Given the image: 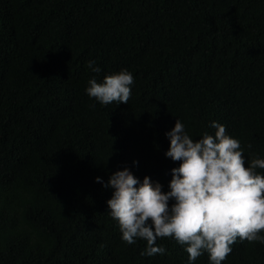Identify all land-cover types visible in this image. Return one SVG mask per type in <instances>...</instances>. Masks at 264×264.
I'll use <instances>...</instances> for the list:
<instances>
[{
  "label": "trees",
  "instance_id": "16d2710c",
  "mask_svg": "<svg viewBox=\"0 0 264 264\" xmlns=\"http://www.w3.org/2000/svg\"><path fill=\"white\" fill-rule=\"evenodd\" d=\"M122 70L128 104L87 94ZM177 119L264 159V0H0V264H189L174 238L123 241L104 187L128 168L169 191ZM222 264H264V243Z\"/></svg>",
  "mask_w": 264,
  "mask_h": 264
},
{
  "label": "clouds",
  "instance_id": "9594fccd",
  "mask_svg": "<svg viewBox=\"0 0 264 264\" xmlns=\"http://www.w3.org/2000/svg\"><path fill=\"white\" fill-rule=\"evenodd\" d=\"M94 64L89 61L88 67L99 73ZM133 83V75L122 70L103 82L91 79L86 91L102 105L128 104ZM210 126L214 135L205 132L194 140L177 119L166 133L170 146L165 155L180 161L172 169L169 191L148 176L141 182L128 168L115 171L104 184L114 189L107 204L123 241H146L142 256L163 255L157 239L174 238L186 246L189 264L204 252L211 264H222L237 239L264 243V174L257 171L264 169V159L246 164L240 141L226 134L224 125L212 121Z\"/></svg>",
  "mask_w": 264,
  "mask_h": 264
}]
</instances>
